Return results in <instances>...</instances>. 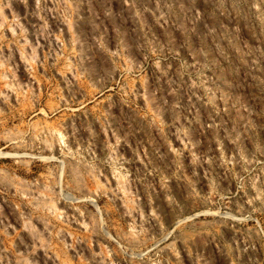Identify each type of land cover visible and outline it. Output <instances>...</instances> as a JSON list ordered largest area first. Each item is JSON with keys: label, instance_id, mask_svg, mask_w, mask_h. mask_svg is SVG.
Wrapping results in <instances>:
<instances>
[{"label": "rangeland", "instance_id": "obj_1", "mask_svg": "<svg viewBox=\"0 0 264 264\" xmlns=\"http://www.w3.org/2000/svg\"><path fill=\"white\" fill-rule=\"evenodd\" d=\"M0 264H264V0H0Z\"/></svg>", "mask_w": 264, "mask_h": 264}]
</instances>
